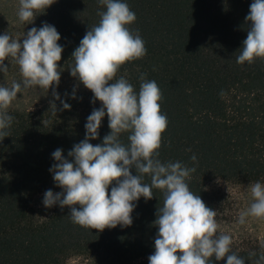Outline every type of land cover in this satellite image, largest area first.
Wrapping results in <instances>:
<instances>
[{
	"label": "trees",
	"instance_id": "1",
	"mask_svg": "<svg viewBox=\"0 0 264 264\" xmlns=\"http://www.w3.org/2000/svg\"><path fill=\"white\" fill-rule=\"evenodd\" d=\"M125 2L136 16L127 27L143 39L146 54L122 64L114 80L124 77L138 91L143 74L158 85L160 111L168 121L158 159L195 167L188 186L214 210L218 184H264V57L250 65L235 59L247 35L244 18L252 0ZM18 6L19 0H0V20H9L1 23L0 33L19 38L42 22L53 25L63 46L57 63L68 70L74 65L73 50L99 23L98 13L106 10L98 0H56L26 25L18 19ZM4 63L8 66L4 73L21 75L12 59ZM72 92L61 96L71 106L67 110L59 100L5 110L13 120L7 137H0V264H65L74 256H83L90 264H148L162 190L153 189L151 199L135 202L128 227L102 231L82 227L71 221L67 206L54 205L45 220L36 217L33 199L48 189L60 191L49 172L54 163L51 153L59 148L67 157L84 139L86 117L100 107L99 101L90 103V90H75V98ZM109 131L105 116L98 138L89 143H100ZM128 134L119 137L125 145ZM130 172L135 175L134 169ZM143 182L150 183V177L145 175ZM231 239V251L245 264H255L264 255V244L258 240Z\"/></svg>",
	"mask_w": 264,
	"mask_h": 264
},
{
	"label": "clouds",
	"instance_id": "2",
	"mask_svg": "<svg viewBox=\"0 0 264 264\" xmlns=\"http://www.w3.org/2000/svg\"><path fill=\"white\" fill-rule=\"evenodd\" d=\"M56 0H19L17 11L21 22L32 24L37 13ZM105 11L98 13L99 23L84 34L71 57L74 65L70 76L92 93L90 103L100 102L86 117L84 139L72 146L67 157L57 148L51 153L54 163L49 168L54 185L43 193L42 205L69 208V218L85 228L102 231L105 228L128 227L136 201L153 197V189L163 192V204L157 209L153 224L157 228L154 251L148 264H245L243 258L231 251L232 239L218 233L217 211L206 206L187 183L195 167L181 162L162 163L158 149L161 134L167 127V117L160 111L161 91L154 80L140 76L138 91L124 78L114 80L117 70L128 61L146 54L143 39L127 27L136 19L125 0H98ZM246 38L242 41L237 64L249 65L255 58L264 57V0H252L248 14ZM56 28L42 22L31 27L19 38L0 33V73L12 59L19 67L22 82L0 85V137H7L13 117L5 111L23 88L51 87L54 100L62 110L70 109L56 92L61 76L58 61L63 46L58 43ZM71 98H75V88ZM54 112L56 111L53 105ZM107 116L110 131L95 145L89 143L99 136L103 118ZM121 133H129L128 144L120 140ZM196 161V156L191 157ZM130 169L135 170V175ZM150 177V183L143 178ZM111 185L110 189L109 186ZM252 202L240 212L238 223L246 217L264 218V184L250 186ZM78 205L79 207H76ZM264 255L255 264H262Z\"/></svg>",
	"mask_w": 264,
	"mask_h": 264
},
{
	"label": "rangeland",
	"instance_id": "3",
	"mask_svg": "<svg viewBox=\"0 0 264 264\" xmlns=\"http://www.w3.org/2000/svg\"><path fill=\"white\" fill-rule=\"evenodd\" d=\"M9 20L1 19L0 25ZM1 32V31H0ZM61 69L59 84L56 92L61 96L67 92L75 90L79 92L88 91L74 77L70 76L69 70L58 63ZM22 75L12 72L10 74L0 73V85L11 86L13 81L22 82ZM54 100L51 87L46 91L39 86H31L23 88L17 94V98L11 102L7 109L25 110L38 106H45ZM251 185H235L220 183L215 188L217 195L215 197L217 215L215 217L218 223V233L228 234L236 239L258 240L264 244V218L246 217L243 224L238 223V217L241 211L247 209L252 202L250 194ZM43 194L33 199V209L39 220H45L49 217L52 208H45L42 205ZM91 260H87L83 256L71 257L65 264H90Z\"/></svg>",
	"mask_w": 264,
	"mask_h": 264
}]
</instances>
